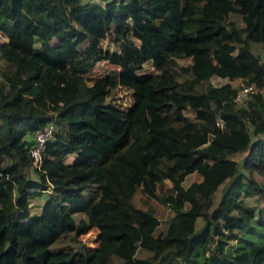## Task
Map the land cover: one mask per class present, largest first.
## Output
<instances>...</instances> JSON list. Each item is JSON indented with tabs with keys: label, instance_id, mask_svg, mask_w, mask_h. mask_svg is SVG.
Returning <instances> with one entry per match:
<instances>
[{
	"label": "trees",
	"instance_id": "16d2710c",
	"mask_svg": "<svg viewBox=\"0 0 264 264\" xmlns=\"http://www.w3.org/2000/svg\"><path fill=\"white\" fill-rule=\"evenodd\" d=\"M0 36V264H264V61L249 44L264 42V0H0ZM103 60L117 75L89 78ZM235 79L260 89L237 102ZM138 192L172 210L165 232ZM92 228L93 248L53 249Z\"/></svg>",
	"mask_w": 264,
	"mask_h": 264
},
{
	"label": "rangeland",
	"instance_id": "374dc122",
	"mask_svg": "<svg viewBox=\"0 0 264 264\" xmlns=\"http://www.w3.org/2000/svg\"><path fill=\"white\" fill-rule=\"evenodd\" d=\"M229 20H232L237 26L242 27L243 23L241 22L240 18L238 15L235 14H230L228 16ZM0 40H3V37L0 36ZM102 46L106 49L109 50H114L117 48V45L114 44L113 42H111L108 38L103 39L102 40ZM36 44H39V42H37ZM252 51L257 54L260 59L262 61H264V42H249ZM179 63L181 65H185L189 62V60L187 58H180L178 59ZM119 71V66L111 64L107 61H99L97 62L94 67L92 68V71L89 73V78L96 76V75H103V74H110L112 76H116L117 73ZM155 69L154 67L151 65L150 62L146 63L143 68L138 72L139 73V77H145L148 76L152 73H155ZM184 76V75H183ZM187 76V75H186ZM230 81L228 78L225 77H219V76H212L208 82L205 83H212L214 85H219L225 82ZM233 85L237 86V87H241L243 85V81L241 79H235L233 81H231ZM255 91H258L260 88L255 85ZM261 91L264 95V87L261 88ZM112 103L118 104L119 106L121 105L122 107H128L131 103V94L129 90H126L124 88H117L114 89L109 98H108ZM186 115L189 118H193V113L191 111H186L185 112ZM245 152L243 151H239L235 154H232L231 157L234 158L235 160L240 159L242 156H244ZM73 157L70 156L69 160H71ZM29 177H35L36 174L34 173L33 168H29L28 172H27ZM201 177L198 173L194 172L191 173L189 175L186 176L185 181L183 182L184 185H188L190 182L192 181H196L199 180ZM164 185L166 187L170 186V182L169 181H165ZM222 188V186L220 187V189ZM219 192H217L216 194V201L219 198L220 195V190H218ZM43 196H34L30 199L31 202V212L32 213H38V211L41 208V204L43 203ZM248 203H256V204H263V201H261L260 203H258V201L256 200V197H249L246 199ZM135 203L137 205H139L140 207L144 208V209H150L151 211H153V213L156 215V217L159 219V225L156 227L154 234H158L161 232H165L166 227H167V220L169 219V217L172 214V210L164 205L161 204L160 202H158L157 200L153 199V198H148L147 196L142 195L140 192H138L135 196ZM75 219L78 220L79 218H81V214H75ZM199 224L201 223V220H199L198 222ZM2 235L6 236L8 234L7 229H5L2 233ZM96 241H97V230L92 228L91 230H89L88 232L81 234L79 236L73 234L72 232H65L63 233L54 243H53V249H60L63 248L67 245H76L79 248H93L96 245ZM137 256H141V257H152L153 256V252L149 251V250H145V249H139L136 253ZM114 260H116V257L113 258Z\"/></svg>",
	"mask_w": 264,
	"mask_h": 264
},
{
	"label": "built area",
	"instance_id": "2783aa9c",
	"mask_svg": "<svg viewBox=\"0 0 264 264\" xmlns=\"http://www.w3.org/2000/svg\"><path fill=\"white\" fill-rule=\"evenodd\" d=\"M255 92L254 84L242 85L238 88L235 100L242 102L250 93ZM216 124L220 127L223 126V121L218 118ZM56 124L53 120L48 121L42 127L33 132V143L29 149L30 157L32 158L33 165L39 166L41 163V153L44 150L47 141L53 140L55 136Z\"/></svg>",
	"mask_w": 264,
	"mask_h": 264
},
{
	"label": "crops",
	"instance_id": "0c3cea01",
	"mask_svg": "<svg viewBox=\"0 0 264 264\" xmlns=\"http://www.w3.org/2000/svg\"><path fill=\"white\" fill-rule=\"evenodd\" d=\"M70 158V157H69ZM72 161V159L71 160H69L68 159V162H71ZM42 196H43V198H44V200H45V198L47 197V193H43L42 194ZM43 200V201H44ZM42 205V204H41ZM41 209V208H40ZM40 212V210L38 211V213ZM75 214H81V217H84V215L82 214V213H79V212H75L74 214H73V217H75L76 215Z\"/></svg>",
	"mask_w": 264,
	"mask_h": 264
}]
</instances>
